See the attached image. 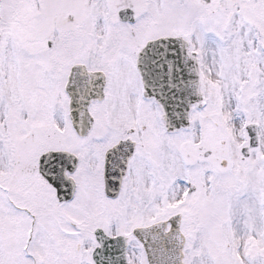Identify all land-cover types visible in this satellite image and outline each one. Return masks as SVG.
I'll list each match as a JSON object with an SVG mask.
<instances>
[{
  "label": "snow or ice",
  "instance_id": "1",
  "mask_svg": "<svg viewBox=\"0 0 264 264\" xmlns=\"http://www.w3.org/2000/svg\"><path fill=\"white\" fill-rule=\"evenodd\" d=\"M0 264H264V0H0Z\"/></svg>",
  "mask_w": 264,
  "mask_h": 264
}]
</instances>
